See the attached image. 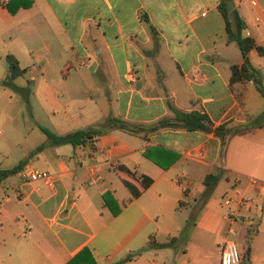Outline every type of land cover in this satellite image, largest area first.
I'll return each mask as SVG.
<instances>
[{
  "label": "crops",
  "instance_id": "0c3cea01",
  "mask_svg": "<svg viewBox=\"0 0 264 264\" xmlns=\"http://www.w3.org/2000/svg\"><path fill=\"white\" fill-rule=\"evenodd\" d=\"M218 4L0 0V71L12 53L55 132L102 124L111 115L135 129L112 128L93 147L46 144L0 179V264H65L83 247L88 253L71 264H114L136 252L120 264H206V249L219 264L224 241L239 236L245 250L249 226L242 264H264V124L230 136L223 150L212 130L153 129L174 115L171 105L205 112L212 127L245 123L264 110L251 79L229 80L231 63L243 56L235 40H226ZM227 4L242 17L243 35L264 47V0ZM247 55L264 81V52L252 47ZM130 69L134 80L126 77ZM3 155L1 168L22 160L3 164ZM219 167L225 171L202 198L204 175ZM34 169L52 180L30 179ZM179 173L190 179L186 193L175 181ZM141 174L152 180L133 195L124 179L141 187ZM253 177L258 183L251 185ZM237 189L255 194L261 213L240 208L231 218L222 196ZM249 214L254 223L243 220ZM172 236V245L150 244ZM196 245L203 251L194 257Z\"/></svg>",
  "mask_w": 264,
  "mask_h": 264
},
{
  "label": "trees",
  "instance_id": "16d2710c",
  "mask_svg": "<svg viewBox=\"0 0 264 264\" xmlns=\"http://www.w3.org/2000/svg\"><path fill=\"white\" fill-rule=\"evenodd\" d=\"M219 10L224 18L225 21V28H226V40L231 41L235 40L238 44L242 56L243 61L238 63H231L230 69V82H234L237 80L242 79H251L259 91V93L264 97V85L262 83V79L259 73V70L251 65L247 52L250 48L255 47L257 51L263 53L264 47L261 45L256 44L253 37L249 35H243L242 30L244 28V21L238 11L235 8H228L227 0H219L218 4ZM7 67H8V74L5 78L0 80V84L12 89L13 91L19 93L26 102L29 101V94L31 92V80L26 79V83L24 85H19L14 81V78L23 75L25 72V67H21L19 65L18 59L12 54L7 53L5 55ZM171 109L174 115L171 118H161L153 125V129H157L162 126H181L186 129H201L205 131L212 130L214 135L218 137L220 141V147L223 150V147L227 141V139L234 135L243 133L249 130L250 127L254 126H261L264 124V110L261 111L259 114L255 115L251 120L245 123H233L231 121L221 122L214 127L211 126L210 119L205 112H201L199 110H183L174 105H171ZM251 124V125H249ZM124 128L127 130H135L132 129V126L124 119L118 116H108L104 123L98 125H88L86 127H80L76 129L69 130L64 133H57L46 126L40 125V128L47 136L46 143L38 144L31 153L42 149L46 144H62V143H71L72 145L78 144H89V146H94V140L100 134H103L109 131L112 128ZM30 153V154H31ZM24 161L21 160L15 165L8 167V168H1L0 167V179L4 178L10 173L16 172L20 168H22ZM225 170L222 168H217L215 171L207 172L203 179V190H202V198L207 197L216 183L218 182L221 174ZM152 178L146 174L140 175V182L141 187H136L133 183L127 179H124L126 185L130 188L133 195H137L141 192L143 188H145L150 182ZM253 227L249 226L246 232V247L241 255L244 261L247 259L248 252H249V241L252 237ZM184 231V230H183ZM177 237L172 236L169 241L167 242H152L150 244H156L158 246H165V245H172ZM87 252L88 249L83 247L78 253H76L71 259L70 262L68 261L65 264H71L76 259ZM137 253V252H136ZM136 253H128L125 257L118 260L114 264H120L121 262L132 258ZM72 260V261H71Z\"/></svg>",
  "mask_w": 264,
  "mask_h": 264
},
{
  "label": "rangeland",
  "instance_id": "374dc122",
  "mask_svg": "<svg viewBox=\"0 0 264 264\" xmlns=\"http://www.w3.org/2000/svg\"><path fill=\"white\" fill-rule=\"evenodd\" d=\"M1 66L3 72L1 70L0 74L5 75L8 73L7 62L4 59L1 62ZM14 81L19 85L25 84V78L22 76L14 78ZM262 83L264 85L263 80ZM255 91L258 99L264 103V97L258 93L256 88ZM40 125L54 131L50 113L44 111L33 91L32 93L30 92L29 101L26 102L19 93L12 89L6 88L4 91L3 86L0 84V151L4 152L1 159L3 164H13L18 162L19 159L25 160L26 156L36 145L47 140V136L40 128ZM256 198L258 199L257 196ZM181 230H184L185 234H189L192 228L188 223ZM234 238L238 242L239 247H241L242 240L240 237L236 236ZM192 250L194 257L203 251L197 245ZM202 255L206 264H215V257H210L208 249L204 250Z\"/></svg>",
  "mask_w": 264,
  "mask_h": 264
},
{
  "label": "built area",
  "instance_id": "2783aa9c",
  "mask_svg": "<svg viewBox=\"0 0 264 264\" xmlns=\"http://www.w3.org/2000/svg\"><path fill=\"white\" fill-rule=\"evenodd\" d=\"M126 77L129 80H134L136 75L135 72L130 69L126 72ZM191 156L197 157V158H204V156L197 154L195 152H186ZM28 176L30 179H35L38 177L44 178L48 183L52 180V177L48 171L44 170H31L28 173ZM176 183L182 188V191L186 193L189 190V184L190 179L189 177L184 173H179L175 176ZM92 182V181H90ZM258 181L254 178L250 179V184H257ZM235 195L232 194H223L222 201L223 204L227 208V214L231 216V218L236 215V210L240 208H244L248 211H255L257 213H261L262 205L260 201L256 198L255 195L252 193L243 192L240 189H237ZM243 220L247 224H251L255 222V217L252 214H249L248 216H243ZM219 264H242V255L240 252V249L238 247V244L233 239H228L224 241L220 246V258H219Z\"/></svg>",
  "mask_w": 264,
  "mask_h": 264
},
{
  "label": "water",
  "instance_id": "95a60500",
  "mask_svg": "<svg viewBox=\"0 0 264 264\" xmlns=\"http://www.w3.org/2000/svg\"><path fill=\"white\" fill-rule=\"evenodd\" d=\"M228 7L231 8L230 5Z\"/></svg>",
  "mask_w": 264,
  "mask_h": 264
}]
</instances>
